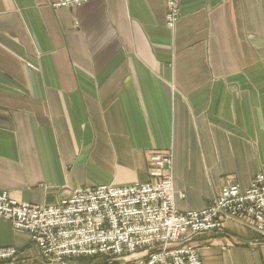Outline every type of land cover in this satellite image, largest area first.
Masks as SVG:
<instances>
[{"label":"crops","instance_id":"0c3cea01","mask_svg":"<svg viewBox=\"0 0 264 264\" xmlns=\"http://www.w3.org/2000/svg\"><path fill=\"white\" fill-rule=\"evenodd\" d=\"M53 1L0 0V190L55 204L77 187L144 182L149 155L168 152L187 211L228 178L245 189L264 175V0H181L173 31L165 0ZM255 239L229 220L194 242L202 264H264ZM7 246L14 264H45L0 219Z\"/></svg>","mask_w":264,"mask_h":264},{"label":"built area","instance_id":"2783aa9c","mask_svg":"<svg viewBox=\"0 0 264 264\" xmlns=\"http://www.w3.org/2000/svg\"><path fill=\"white\" fill-rule=\"evenodd\" d=\"M88 1L54 0L51 6L76 8ZM180 2L165 0L169 30L180 17ZM148 161L149 179L144 182L76 188L55 204L19 202L0 190V219L15 231L27 232L45 264L96 257H132L134 264H201L194 237L223 233L226 220L247 226L264 241L262 173L245 189L228 178L208 206L179 211L171 154L152 152ZM16 254L13 246L0 247V264H14Z\"/></svg>","mask_w":264,"mask_h":264},{"label":"rangeland","instance_id":"374dc122","mask_svg":"<svg viewBox=\"0 0 264 264\" xmlns=\"http://www.w3.org/2000/svg\"><path fill=\"white\" fill-rule=\"evenodd\" d=\"M154 152H159V151H154ZM165 153H168V152H165ZM150 168V164H149V161H148V169ZM147 175H148V171H147ZM147 179H149V176H148V178ZM129 185H131V184H129ZM95 186H98V185H94V186H86V187H77V188H87V187H95ZM125 186H127V185H125ZM74 189H76V188H74ZM73 190V189H72ZM1 191H3V190H1ZM7 194H8V192H7ZM8 196H9V194H8ZM10 198H12L11 196H9ZM64 197V196H63ZM13 199V198H12ZM60 199V198H59ZM58 199V200H59ZM16 200V199H15ZM18 201V200H17ZM19 202H21V201H19ZM26 203H29V202H26ZM31 204H34V203H31ZM41 205V204H40ZM46 205H49V204H46ZM4 220V219H3ZM227 221H229V220H226L225 222H224V226H225V230H224V232L223 233H219V234H213V233H201V234H208V235H212V236H214V235H223V234H225L226 233V223H227ZM236 222V221H235ZM237 224H239V226H242V227H244V228H248L247 226H245V225H243V224H241V223H239V222H236ZM12 227V226H11ZM248 229H250V228H248ZM14 230V229H13ZM253 231V230H252ZM254 232V231H253ZM198 235H200V234H198ZM198 235H196L195 237H194V239H193V244H194V246L196 247V249L198 250V247L195 245V238L198 236ZM256 235H257V233H256ZM33 243V242H32ZM263 244L264 243V241L257 235V239H255L253 242H252V244L253 245H260V244ZM34 244V243H33ZM35 245V244H34ZM36 246V245H35ZM37 247V246H36ZM37 250H38V248H37ZM38 254H39V250H38ZM198 254H199V251H198ZM17 255H18V250H17V254H16V257H17ZM16 257H15V260H16ZM199 257H200V254H199ZM102 258V257H101ZM105 259H107V260H112V261H115V260H118V259H120V258H117V257H109V258H105ZM15 260H14V262H15ZM200 260H201V258H200ZM70 261V260H69ZM68 261V262H69ZM201 264H202V261H201Z\"/></svg>","mask_w":264,"mask_h":264}]
</instances>
